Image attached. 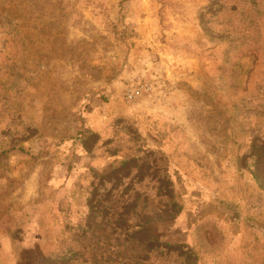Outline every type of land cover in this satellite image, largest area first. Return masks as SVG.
Wrapping results in <instances>:
<instances>
[{
	"label": "rangeland",
	"instance_id": "obj_1",
	"mask_svg": "<svg viewBox=\"0 0 264 264\" xmlns=\"http://www.w3.org/2000/svg\"><path fill=\"white\" fill-rule=\"evenodd\" d=\"M0 264H264V0H0Z\"/></svg>",
	"mask_w": 264,
	"mask_h": 264
},
{
	"label": "built area",
	"instance_id": "obj_2",
	"mask_svg": "<svg viewBox=\"0 0 264 264\" xmlns=\"http://www.w3.org/2000/svg\"><path fill=\"white\" fill-rule=\"evenodd\" d=\"M128 97H129V99H133L134 98V94L132 93Z\"/></svg>",
	"mask_w": 264,
	"mask_h": 264
}]
</instances>
